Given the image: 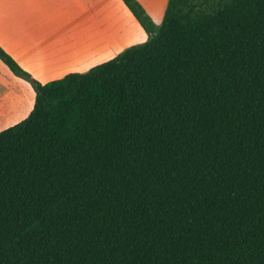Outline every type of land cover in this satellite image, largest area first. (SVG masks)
Listing matches in <instances>:
<instances>
[{
  "label": "trees",
  "instance_id": "1",
  "mask_svg": "<svg viewBox=\"0 0 264 264\" xmlns=\"http://www.w3.org/2000/svg\"><path fill=\"white\" fill-rule=\"evenodd\" d=\"M0 132V264H264V0H168Z\"/></svg>",
  "mask_w": 264,
  "mask_h": 264
},
{
  "label": "crops",
  "instance_id": "2",
  "mask_svg": "<svg viewBox=\"0 0 264 264\" xmlns=\"http://www.w3.org/2000/svg\"><path fill=\"white\" fill-rule=\"evenodd\" d=\"M137 1L160 25L168 0ZM146 39L122 0H0V47L40 84L84 74ZM18 79L0 72V101ZM16 85L31 87L24 80Z\"/></svg>",
  "mask_w": 264,
  "mask_h": 264
},
{
  "label": "rangeland",
  "instance_id": "3",
  "mask_svg": "<svg viewBox=\"0 0 264 264\" xmlns=\"http://www.w3.org/2000/svg\"><path fill=\"white\" fill-rule=\"evenodd\" d=\"M7 69L0 61V72L5 73ZM18 80L22 81L23 79ZM18 80H13L15 82L11 80L9 92L4 93V99L0 101V132L24 120L32 109L35 91L32 86L26 90L18 89L16 85ZM2 93L3 91L0 90V99ZM11 101H13V105L9 103Z\"/></svg>",
  "mask_w": 264,
  "mask_h": 264
}]
</instances>
